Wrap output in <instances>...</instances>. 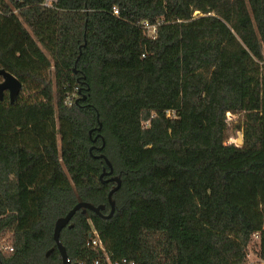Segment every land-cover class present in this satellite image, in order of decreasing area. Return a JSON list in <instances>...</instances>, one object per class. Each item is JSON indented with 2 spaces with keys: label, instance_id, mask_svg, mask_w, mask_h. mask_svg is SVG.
Instances as JSON below:
<instances>
[{
  "label": "trees",
  "instance_id": "16d2710c",
  "mask_svg": "<svg viewBox=\"0 0 264 264\" xmlns=\"http://www.w3.org/2000/svg\"><path fill=\"white\" fill-rule=\"evenodd\" d=\"M42 1L0 0V264H62L112 176L69 264L264 262V0Z\"/></svg>",
  "mask_w": 264,
  "mask_h": 264
},
{
  "label": "water",
  "instance_id": "95a60500",
  "mask_svg": "<svg viewBox=\"0 0 264 264\" xmlns=\"http://www.w3.org/2000/svg\"><path fill=\"white\" fill-rule=\"evenodd\" d=\"M0 73L2 74V80L0 81V96L2 94V92L5 89H8L9 92V96L11 98H13L16 93L20 90L21 88V82L19 81V79L13 75L11 72L5 70V69H0ZM235 143L237 145H242L243 143V136L240 130H237L235 132ZM102 157H104L107 165L110 167V170L108 172H111V164L110 161L108 160V158L101 153L100 154ZM106 171L103 170V172L101 173L100 176H102ZM111 179H114L116 181V184L109 190L108 192V199L111 205V209L109 211V213L107 214H102L100 211V208H102V204L99 205H94L89 201H78L77 203H75L63 216H59L57 217V219L55 220L54 223V230H53V238L55 240L56 246L59 249L60 252V256H61V260H62V264H69V259L67 257V252L66 249L64 247V245L62 244V242L59 239V231L61 229V227H63L65 224L68 223V221L70 220L71 216L73 215V213L81 208L82 212L86 211V209H90L102 216L108 217L112 214L113 209H114V201L112 199V193L119 187L120 185V177L119 176H112ZM69 226H71V224H69Z\"/></svg>",
  "mask_w": 264,
  "mask_h": 264
},
{
  "label": "built area",
  "instance_id": "2783aa9c",
  "mask_svg": "<svg viewBox=\"0 0 264 264\" xmlns=\"http://www.w3.org/2000/svg\"><path fill=\"white\" fill-rule=\"evenodd\" d=\"M55 0H43L42 4L45 6H53ZM115 13H117V10L114 9L113 10ZM143 26L147 29L149 34H153L155 31L154 25L149 24L147 21H143ZM262 52L264 54V42L262 43ZM261 68H262V74L264 75V57L261 61H259ZM167 114H171V110L168 109L167 110ZM239 113H233L230 111L226 112V118L227 121L229 122V120L232 119V116L235 117L237 116ZM94 235H90V240H89V244L96 248L97 250H101L103 257L97 256L92 264H136L134 260H130L126 257H121V258H115V259H111L109 258L108 254L106 253L105 249H104V245L100 239V237L98 236V234L96 233V231L93 232ZM254 235L257 236L256 233H254ZM12 245L5 241L4 239H0V251H10L12 250ZM260 264H264L263 261L260 262Z\"/></svg>",
  "mask_w": 264,
  "mask_h": 264
},
{
  "label": "rangeland",
  "instance_id": "374dc122",
  "mask_svg": "<svg viewBox=\"0 0 264 264\" xmlns=\"http://www.w3.org/2000/svg\"><path fill=\"white\" fill-rule=\"evenodd\" d=\"M197 11H195L196 13ZM8 91V89H5ZM240 117V114L237 116L233 117L232 119L229 120L228 122V130H227V142H234L235 143V132L237 129L234 127V123L237 121V119ZM257 236L252 235V239L248 245V255H247V262L246 264H257L258 262L260 263L261 261L258 260L256 254H255V249H257Z\"/></svg>",
  "mask_w": 264,
  "mask_h": 264
}]
</instances>
